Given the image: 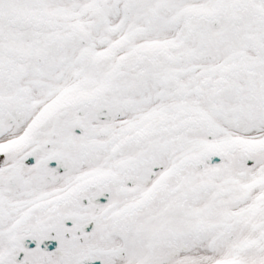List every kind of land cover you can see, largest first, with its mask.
<instances>
[{
  "label": "snow or ice",
  "instance_id": "snow-or-ice-1",
  "mask_svg": "<svg viewBox=\"0 0 264 264\" xmlns=\"http://www.w3.org/2000/svg\"><path fill=\"white\" fill-rule=\"evenodd\" d=\"M0 264H264V0H0Z\"/></svg>",
  "mask_w": 264,
  "mask_h": 264
}]
</instances>
